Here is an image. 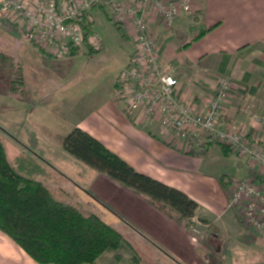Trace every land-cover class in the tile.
Instances as JSON below:
<instances>
[{
    "label": "crops",
    "instance_id": "0c3cea01",
    "mask_svg": "<svg viewBox=\"0 0 264 264\" xmlns=\"http://www.w3.org/2000/svg\"><path fill=\"white\" fill-rule=\"evenodd\" d=\"M192 3V14L180 15L172 27L161 25L158 20L151 25L162 58L175 69L179 80L177 91L202 112L218 82L228 78L231 84L223 103V124L258 139L264 147V125L259 120L264 116V0H192ZM20 29L0 14V36L9 42L17 40L18 33H22ZM201 33L205 34L195 40ZM103 116L94 119V126L101 135L106 130L113 136L118 150L113 153H120L138 172L184 191L197 202L198 217L207 224L218 225V233L210 230L206 241L194 243L189 226L172 209H158L147 198L83 164L60 168L69 178L60 193L68 191L74 199L68 197L66 201L57 193L59 200L84 214H98L123 236L119 249L122 260H116L114 250L107 249L94 264H201V257L221 252L216 240L223 246L226 244V251H245L243 244L238 247L239 244L231 243L232 237L252 234L245 233L239 211L227 210L228 202L219 196L215 197L218 206L200 197L212 180L210 176L222 177L223 166L244 175L243 178L253 177L257 167L235 154L225 157L220 144L212 141L189 151L181 140L166 137L159 123L147 121L142 113L126 115L122 109L111 123L105 121L110 112ZM82 129L94 134L91 129ZM98 139L101 141V137ZM213 150H219L217 157H213ZM229 183L225 182L228 194ZM77 198L90 210L82 208ZM250 236L255 243V236L264 238V233ZM260 245L264 247L263 242ZM136 257L139 263H135ZM227 258L224 264H231ZM212 260V264H218L215 257ZM0 264L40 263L0 231Z\"/></svg>",
    "mask_w": 264,
    "mask_h": 264
},
{
    "label": "built area",
    "instance_id": "2783aa9c",
    "mask_svg": "<svg viewBox=\"0 0 264 264\" xmlns=\"http://www.w3.org/2000/svg\"><path fill=\"white\" fill-rule=\"evenodd\" d=\"M102 8L111 19L123 25L129 21L126 27H132L134 50L116 79V100L123 112L142 113L147 121L158 122L166 137L181 140L189 151L212 141L257 167L253 177L232 179L227 210L239 211L246 230L264 233V147L258 139L222 122L231 81L221 79L207 108L198 112L177 91L175 69L162 58L151 30L154 21L170 28L180 15L192 14V0H0V14L18 24L28 40L55 59L76 53L86 40L101 51L103 45L91 32L93 26L87 36L84 25ZM259 120L264 125V116ZM189 221L191 239L198 243L204 239L205 226L198 216Z\"/></svg>",
    "mask_w": 264,
    "mask_h": 264
},
{
    "label": "rangeland",
    "instance_id": "374dc122",
    "mask_svg": "<svg viewBox=\"0 0 264 264\" xmlns=\"http://www.w3.org/2000/svg\"><path fill=\"white\" fill-rule=\"evenodd\" d=\"M106 13L110 16L107 9L94 11L92 22L88 23L90 25L92 23L94 28L91 32L99 36L103 45L100 52L93 54L89 52L94 48L87 45L88 40L76 53L55 59L35 48L22 29L20 30L23 34L19 32L17 40L13 39L9 42L7 38L0 36V50L4 49L15 54L17 60L21 62L26 86V99L8 95L7 90L11 88L9 82L14 77L15 68L9 72L0 70V139L6 158L18 174L23 173L24 169L27 170L16 161L23 152L41 165H46L45 176L39 174L36 176L58 200L59 194L66 201L68 197L70 200L74 199V195L68 191L61 190L60 193L59 189L65 188L64 186L69 182V178L60 168L66 169L76 164H83L68 155L61 146L62 139L71 130L77 127L91 129L94 132L92 136L101 137V141L97 139L110 150L112 149V152L114 149L118 151L111 139L113 136L106 130L101 135L94 126V119H103L104 113L110 112V116L105 121L111 123L110 121L117 118V112L122 113L123 106L116 100L115 95L116 79L130 60L134 44L130 31L132 27H126L131 25L130 22L123 25L112 18L114 22L112 24ZM159 24L163 23L159 22ZM117 25L121 28V33ZM218 151L213 150V157L219 155ZM117 156H120V153ZM220 174L222 177H209L212 180L208 181L206 189L201 192L203 197H200L206 202H213L216 206H218L215 202L217 196L229 203L228 187L225 182L229 180L231 186L232 179H244V175L241 176L224 166ZM197 192L200 193L199 187ZM77 199L82 208L90 210L85 202ZM77 201L74 200L75 204ZM202 224L205 226L202 229L204 239L200 242L208 239L210 230L212 233H218V225L211 224L213 227L210 228V225ZM247 232L257 234L246 230L245 233ZM250 235L235 236L231 239L233 245L239 244L238 247L244 245L246 248L244 252H235L234 249L226 251V244L223 246L221 241L216 240L218 250L221 252L219 255L201 257V264H212L213 257L218 264H224L226 256L231 264H264V258L261 257L264 256L262 255L264 247L260 245V242L264 244V238L255 236L257 241L253 243L251 239L254 238H250L252 237ZM230 247L232 248V245Z\"/></svg>",
    "mask_w": 264,
    "mask_h": 264
},
{
    "label": "trees",
    "instance_id": "16d2710c",
    "mask_svg": "<svg viewBox=\"0 0 264 264\" xmlns=\"http://www.w3.org/2000/svg\"><path fill=\"white\" fill-rule=\"evenodd\" d=\"M92 26V23L84 25L87 36ZM116 27L121 33V28ZM204 34L201 33L195 40ZM37 49L44 52L41 48ZM89 52L100 51L90 49ZM17 58L15 54L0 50V70L9 72L15 68L14 77L8 81L11 88L7 93L26 99L23 67ZM61 146L80 163L147 198L158 209H172L187 226L190 219L198 216L197 202L184 191L138 172L82 128L71 130L62 139ZM219 148L227 158L234 154L222 144ZM16 161L27 170L20 174L15 172L0 139V231L40 264H94L107 249H113L114 258L122 260L119 249L123 236L117 230L98 214H84L75 206L58 200L37 178L36 174L45 176L46 166L33 157L23 152ZM207 225L213 227L211 223ZM134 261L139 263L137 257Z\"/></svg>",
    "mask_w": 264,
    "mask_h": 264
}]
</instances>
